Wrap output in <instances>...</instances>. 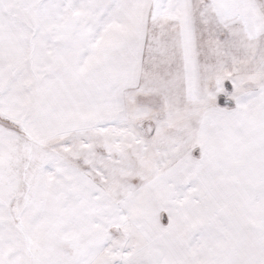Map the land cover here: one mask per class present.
I'll return each instance as SVG.
<instances>
[{
    "label": "snow or ice",
    "instance_id": "snow-or-ice-1",
    "mask_svg": "<svg viewBox=\"0 0 264 264\" xmlns=\"http://www.w3.org/2000/svg\"><path fill=\"white\" fill-rule=\"evenodd\" d=\"M0 264H264V0H0Z\"/></svg>",
    "mask_w": 264,
    "mask_h": 264
}]
</instances>
